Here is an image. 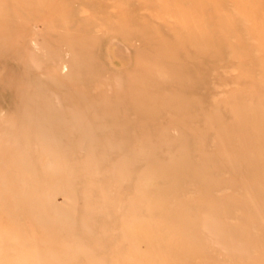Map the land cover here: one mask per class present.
<instances>
[{
  "label": "rangeland",
  "instance_id": "374dc122",
  "mask_svg": "<svg viewBox=\"0 0 264 264\" xmlns=\"http://www.w3.org/2000/svg\"><path fill=\"white\" fill-rule=\"evenodd\" d=\"M0 264H264V0H0Z\"/></svg>",
  "mask_w": 264,
  "mask_h": 264
},
{
  "label": "bare ground",
  "instance_id": "6f19581e",
  "mask_svg": "<svg viewBox=\"0 0 264 264\" xmlns=\"http://www.w3.org/2000/svg\"><path fill=\"white\" fill-rule=\"evenodd\" d=\"M69 60H70V58H69ZM72 62V61H71Z\"/></svg>",
  "mask_w": 264,
  "mask_h": 264
}]
</instances>
